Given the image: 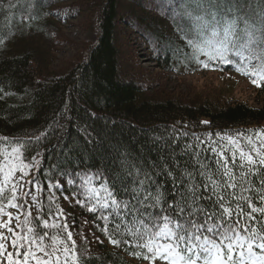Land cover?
<instances>
[{"label": "trees", "instance_id": "trees-1", "mask_svg": "<svg viewBox=\"0 0 264 264\" xmlns=\"http://www.w3.org/2000/svg\"><path fill=\"white\" fill-rule=\"evenodd\" d=\"M187 12L192 17L202 16L209 27L216 21L223 26L225 19L236 18L241 42L246 39L245 20L254 36L259 37L264 27V0L0 3V153L19 143L25 162L40 159L35 178L43 189L40 199L45 211L41 219L58 223L61 229L44 230L35 219L33 226L59 240L66 236L62 230L66 222L75 241L78 264H149L134 255L137 249L130 245L110 242V235L113 239L132 238L115 232L114 216L105 221L100 212L88 211L87 179L103 183L117 200H130L125 189L138 187L137 180L150 177L151 182L145 179L146 185L153 192L159 188L164 200L173 201L177 191L173 177L195 174L199 169L193 157L194 135L205 138L212 133L216 139V133L264 130V106L227 100L222 89H193L187 95L164 90L163 80L200 71L252 80L237 71L242 66L239 58L231 64L209 61L204 55L199 60L193 58L188 40L202 42L196 25L203 21H194ZM212 12L217 14L215 20ZM76 21L96 35V42L82 44L71 60L59 63L60 47L75 45L65 32ZM141 58L155 65L156 71L146 70ZM257 65L254 60L250 70L259 71ZM260 83L264 85V81ZM254 86L264 97V86ZM201 159L214 169L207 153ZM49 180L62 186L51 191L52 213L62 210L63 199L72 198L71 216L47 214ZM200 180L197 176V183ZM183 188L179 185L180 191ZM201 192L207 195L202 187ZM202 203L207 206L206 201ZM86 222L91 224L89 230Z\"/></svg>", "mask_w": 264, "mask_h": 264}, {"label": "snow or ice", "instance_id": "snow-or-ice-1", "mask_svg": "<svg viewBox=\"0 0 264 264\" xmlns=\"http://www.w3.org/2000/svg\"><path fill=\"white\" fill-rule=\"evenodd\" d=\"M185 14L194 21H203L202 25H196L202 42L188 40L194 49V59L204 55L209 61L231 64L239 58L242 66L237 71L251 76L254 85L264 86L260 83L264 81V27L259 30V37L254 36L245 20L246 39L241 42L236 18L225 19L223 26L216 21L215 26L209 27L202 16ZM216 15L212 12L213 20ZM254 60L258 61L259 71L250 70ZM215 136L216 139L212 133L205 138L194 135L197 143L193 157L199 169L195 174L185 172L179 178L173 177L177 187L173 201L164 200L159 188L153 192L146 185L145 179L150 181V177L137 180L138 187L125 189L130 200H117L103 183L100 191L93 189L95 194L89 198L88 211L100 212V218L105 221L114 216L119 220V223L113 221L115 232L122 238L124 235L132 238L113 239L110 235L113 245L119 246L122 242L130 245L137 249L134 255L149 264L157 261L160 264H264V130L234 135L216 133ZM204 153L208 154L214 169L202 161ZM0 155L3 156L0 160V264H78L75 241L66 222L62 226L66 236L59 240L47 231L30 226L35 208V220L44 230L61 229L60 224L41 219L45 211L40 199L43 189L35 177L26 179L34 164L21 158L19 143L11 151L5 147ZM168 175L171 177V172ZM197 176L201 178L199 183ZM47 183L50 193L47 214L59 218L62 210L58 209L55 214L51 211L54 202L51 191L62 186L59 181ZM179 185L184 186L183 191ZM201 187L207 195L201 192ZM104 231H108L107 227ZM46 240L49 242L45 243ZM58 243L63 247H58Z\"/></svg>", "mask_w": 264, "mask_h": 264}, {"label": "rangeland", "instance_id": "rangeland-1", "mask_svg": "<svg viewBox=\"0 0 264 264\" xmlns=\"http://www.w3.org/2000/svg\"><path fill=\"white\" fill-rule=\"evenodd\" d=\"M2 0H0V3ZM81 22L76 21L71 24V26L67 29L65 34L67 35V39L72 41L75 45L71 46H62L60 47L59 53H57V58L59 63L67 62L71 60L78 51L82 49V44L90 43L93 44L96 42V35L92 32H86L81 27ZM131 57V56H130ZM141 64L146 70L156 71L155 65L148 63V61L141 58ZM163 80L161 82L164 90L168 92H173L176 95H187L193 89L201 91L203 89L212 88L222 89L227 100H235L244 102L254 107H262L264 106V97L259 96L257 88L245 78L238 75H225L217 72L210 71H200L198 73L192 74L191 76L180 77L177 80ZM31 164H34V167L31 168L30 174L26 179H32L36 177L38 167L40 165V159L34 160ZM20 173H17L19 176ZM86 191L89 197L93 196L95 193L93 189L96 191H100V183L95 179H87L85 181ZM106 187V186H105ZM27 188V186H26ZM74 204L73 199H63L62 200V212L67 216H71L72 206ZM9 211H13L15 213V209H8ZM37 216V211L35 208L32 209V220ZM6 219V217H5ZM23 220L24 217L21 216ZM15 223V222H14ZM87 230L90 229V223H85ZM30 226H33L30 225ZM92 234V233H91ZM11 250V249H10ZM160 264V262L158 263Z\"/></svg>", "mask_w": 264, "mask_h": 264}]
</instances>
